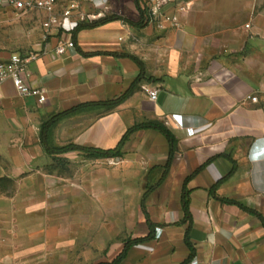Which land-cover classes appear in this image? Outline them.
Returning a JSON list of instances; mask_svg holds the SVG:
<instances>
[{
    "label": "crops",
    "instance_id": "obj_1",
    "mask_svg": "<svg viewBox=\"0 0 264 264\" xmlns=\"http://www.w3.org/2000/svg\"><path fill=\"white\" fill-rule=\"evenodd\" d=\"M262 4L264 0L248 5L237 1L234 10L218 16L215 24L203 15L197 18L191 28L196 32L191 49L200 51L207 46L209 58L198 56L187 65L195 69L191 75L174 71L153 84L143 82L113 110L81 112L53 127L50 141L57 147L75 144L114 149L128 129L146 122L165 125L176 139L168 174L146 201L149 219L158 227L156 238L131 247L119 264H183L190 256L186 235L195 251L188 264H264V226L259 217L218 199L235 201L264 218ZM22 19L11 4L0 0V61L12 53L34 55L28 83L46 97L41 103L38 96L19 95L11 81L2 85L0 157L16 163L15 169L37 160H53L39 140L43 122L81 103L117 98L139 74L136 63L121 56L134 51L126 43L132 31L120 21L79 32L75 49L59 54V39L43 40L38 17ZM206 27L208 33L200 34ZM179 30L159 33L177 34ZM184 30L188 36L187 27ZM145 89L158 91L155 101ZM77 155L83 156L71 152L59 157L70 161ZM169 157L167 139L154 129H142L130 136L123 156L111 160L121 161L131 179H150L153 183L146 182L147 189L162 178ZM5 163L0 162V178L6 175ZM185 190L191 224L185 220L182 206ZM3 209L0 204V217ZM148 233L141 211L137 230L130 238ZM123 245L101 263L112 262ZM5 251L7 242L0 239V264H7V258L24 256L19 251L7 256Z\"/></svg>",
    "mask_w": 264,
    "mask_h": 264
},
{
    "label": "rangeland",
    "instance_id": "obj_2",
    "mask_svg": "<svg viewBox=\"0 0 264 264\" xmlns=\"http://www.w3.org/2000/svg\"><path fill=\"white\" fill-rule=\"evenodd\" d=\"M179 1L186 10L177 34H160L145 20L142 29L132 26L139 22L135 0H109L108 11L93 19L118 17L121 20L116 21L129 26L132 32L126 43L134 52L123 54L138 58L146 77L157 79L174 71L191 75L195 69L187 65L198 56L209 58L207 46L191 49L196 33L191 28L197 18L203 15L215 24L218 16L234 10L237 1L248 5L255 0ZM203 33H208L207 27ZM5 161L6 175L0 178V204L4 206L0 239L7 242V256L17 251L24 255L7 258V264H100L137 230L142 194L150 179H131L121 161L77 155L70 161L62 157L37 160L21 169L0 157V162Z\"/></svg>",
    "mask_w": 264,
    "mask_h": 264
},
{
    "label": "built area",
    "instance_id": "obj_3",
    "mask_svg": "<svg viewBox=\"0 0 264 264\" xmlns=\"http://www.w3.org/2000/svg\"><path fill=\"white\" fill-rule=\"evenodd\" d=\"M11 4L19 18L35 15L39 18L42 38L48 41L58 38L57 53L64 54L75 49L72 38L65 40L64 35L80 22L97 21L96 18L108 11L109 0H5ZM145 11V22L159 31H176L180 28L181 14L186 9L179 0H141ZM89 19V20H88ZM34 55L12 53L7 59L0 61V99L2 85L11 81L17 93L23 97L38 96L39 102L46 100L44 93L33 89L28 83L30 77L29 64ZM150 100L155 101L157 90L145 89ZM256 102V97H251Z\"/></svg>",
    "mask_w": 264,
    "mask_h": 264
},
{
    "label": "trees",
    "instance_id": "obj_4",
    "mask_svg": "<svg viewBox=\"0 0 264 264\" xmlns=\"http://www.w3.org/2000/svg\"><path fill=\"white\" fill-rule=\"evenodd\" d=\"M135 3H136L137 10L139 12V22L137 24H133V23H130V24L132 26H136L138 29H142L144 27L143 22L145 19V11L141 7V0H135ZM116 20H121V19L118 17H116V18L104 17V18H101L97 21L80 22L70 32L71 38H72L73 42L76 44V37H77L79 32H81L83 30L93 29V28H96L98 26H101V25H104L106 23L116 21ZM115 55L117 56V54H115ZM121 56L131 59L139 67V74H138L137 78L135 79V81L132 83L130 88L124 94H122L121 96H119L117 98L111 99V100L81 103V104H78V105L68 109V110H65V111L60 112L56 115H53L47 121H45L41 124L40 133H39V140H40L42 147L44 148L46 154L49 157H51L53 160H59V158H60L59 156H62V155H65V154H68L71 152L72 153L73 152H80L85 158L95 159V160L121 158L123 156V148L126 145L130 136L133 133L137 132L138 130H142V129H154V130L160 132L168 141V144L170 147V157H169L167 164L163 167L164 172H163L162 178L158 181V183L156 184L155 187H151V188L147 189V191L142 196L141 203H140L141 211L145 215L146 220H147V225L149 228L148 235L145 237H141V238H134V239L128 238L123 243L124 245H123L122 252L112 262H109V263L104 262V263H100V264H119L125 258L128 250L131 247L138 245V244H141V243L145 242L146 240L156 238V230L158 227H156V225L153 224L149 219V215L146 212V201H147V198H148L150 192L153 189H155L156 187H159L164 182V180L168 174L170 164H171L172 153L174 152V149L176 147V139H175L173 133L165 125L158 123V122H146V123H141V124H135L133 127H131L130 129H128L126 131V133L122 137L121 141L119 142L117 147H115L114 149L105 150V149H99V148H93V147H84V146H79V145H75V144H68L65 146L57 147L51 143V141H50L51 131H52L53 127L56 124H58L59 122H61L63 119L68 118L70 116H73L75 114L81 113V112L89 111V110H95V109L98 110L99 109V110H104L105 112L111 111L114 108L121 105L122 103H124L133 94V92H135V90H137L139 88V85L141 83H143V82H157L158 81L157 79H154L152 77H150V78L146 77L144 65L138 58L131 56V55H126V54H121ZM218 199L224 203H227V204H236L240 208H243L244 210H246L247 212L257 215L259 217V219L261 220L263 226H264V218L260 214H257L254 211H251V210L244 208L243 206L236 203L235 201H231V200H227V199H223V198H218ZM182 206H183V211L185 214V220L189 221V223L191 224L192 218H191L190 209H189V206H190L189 194H188V191H186V190L182 195ZM185 242H186L187 247L190 250V256H189L188 260L186 262H184L183 264H188L192 260V258L194 257L195 251H194L193 246L191 245V243L188 240V235H186V237H185Z\"/></svg>",
    "mask_w": 264,
    "mask_h": 264
}]
</instances>
